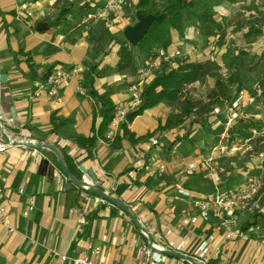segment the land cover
<instances>
[{
	"label": "crops",
	"instance_id": "obj_1",
	"mask_svg": "<svg viewBox=\"0 0 264 264\" xmlns=\"http://www.w3.org/2000/svg\"><path fill=\"white\" fill-rule=\"evenodd\" d=\"M84 1H88L83 5L85 13L72 4L65 19L58 23L42 16L67 8L61 0H0V75L5 76V80H0V127L3 132L9 138L55 146L74 181L91 183L79 166L91 169L97 177L98 188L129 209L150 234L152 243L184 240L186 247L177 254L190 258L194 247L212 235L210 264H264V228L247 233L245 240L239 235L245 232L238 230L239 217L233 226L235 236L228 239L225 228L214 218L188 226L181 224L183 217L196 213L199 196L181 185L178 180L181 172L174 170L183 163V169L190 172L185 168L190 161L168 153L165 162L159 154L161 149L151 145L154 134L138 139L158 126L161 103L127 123L132 138L121 136L123 122L110 123L104 137L98 138L90 149L79 147L73 138L50 132L53 113L69 119L71 131L78 136L88 137L91 126H98L102 119L101 107L87 89L85 93L78 90L84 88L91 74L99 93L105 89L104 85L112 87L110 98L115 111L122 108L128 114L136 109L131 107L128 84L134 81L131 78L138 80L139 73L126 76L96 74L97 70L86 72L85 67L95 66L97 60L89 52L88 37L82 31L73 32L74 21L82 16L83 23L88 9L96 7L99 1L104 6L106 0ZM55 3L58 6L53 5ZM27 12L32 15L27 16ZM90 15L91 12L89 18ZM38 22H47L49 29L36 31ZM27 57L35 76L29 70ZM117 61V53L111 47L97 68H111ZM76 66L83 68L82 80L71 75L57 96L48 95L46 90H36L35 82L42 80L44 75ZM122 84L124 87L119 88ZM24 144L11 145L0 154V205L6 207L8 221L14 228L9 233L0 225V256L4 264H70L61 261L59 255L77 256L89 245L104 246L102 264H136L134 242L137 245L149 243L127 213L90 192L86 186L72 182L57 166L53 152ZM138 157L146 162V168H135ZM160 163L166 167L163 174L157 172ZM19 189L23 192L19 193ZM178 189L188 190L190 196L179 194ZM81 192L85 193L84 197L80 196ZM29 200L33 201V210L23 217L21 212ZM77 212L86 218L82 233H76ZM167 257L165 264H189L171 255Z\"/></svg>",
	"mask_w": 264,
	"mask_h": 264
},
{
	"label": "rangeland",
	"instance_id": "obj_2",
	"mask_svg": "<svg viewBox=\"0 0 264 264\" xmlns=\"http://www.w3.org/2000/svg\"><path fill=\"white\" fill-rule=\"evenodd\" d=\"M61 1L66 7L71 8V4H73L78 6L80 12H86L83 5L88 4V1ZM81 1L82 4L80 5ZM155 1L161 2L162 0ZM136 2L137 0H120L119 10L104 19L97 17L102 8V2L99 1L96 7L93 6L94 8L91 10L88 9V12H91L90 18L87 14L85 15L86 21L83 23L81 22L82 16H78V20L74 21L73 32L82 31V34L88 37L89 52L93 59L96 58L93 56L94 52L100 53L109 44V37L105 30L118 37H123L121 32L124 26L136 21V12H134ZM53 5H57V3ZM216 12L217 19L221 23V29L217 31V35L207 39L203 38L196 24L188 26L183 37L178 36L174 31L171 32L172 41L165 50V54L178 50L181 58L200 62L210 61L215 63L217 68H214L213 76L207 77L202 84L195 83L185 91V94L189 95L195 103L189 116L181 113L179 105H168L165 102L160 104L158 111L160 118L157 125L164 126L166 122L169 124L152 136L157 141V145L154 146L161 149L159 154L165 162L168 160L167 154L170 153L197 163V166L190 172L183 169V163L180 165L181 167L179 166L180 168L174 170L181 172L178 179L181 185L190 188L192 193L197 196L208 195L213 192L215 185L211 181V173H215L219 177L218 185L223 187L244 183L249 179H257L260 184L264 183V160L258 162L255 158L257 152L264 153V140L259 146L252 147L248 152L223 157L225 159L220 161L215 157V152L212 153L215 151L214 146L218 142L219 136L222 135L220 133L214 134V131L223 123L224 119L226 120L229 104L240 96L241 91L244 93L239 102V110L244 108L243 111L246 110L248 114L254 115L256 120L264 121V104L255 105L251 93V91L258 90V82L264 76V0H224L222 5L216 8ZM61 13L62 10L55 14L52 12L42 16V18L60 23V19L67 15L62 17L60 16ZM248 31H258V33L249 38L246 36ZM110 45L113 52L117 53L118 47L112 43ZM231 58L237 62V66L244 69L241 79L245 81L247 88L236 90L237 82L234 81L236 72L227 65ZM145 59L146 56L136 55L138 70L144 68ZM163 61L170 64L173 60L166 58ZM106 67L110 68L109 66ZM85 68H87L86 72H91L93 67L89 64ZM105 69L107 70V68ZM107 71L110 72L109 69ZM131 80L136 81L137 79L131 78ZM217 80L225 82L229 89L228 97L224 99L219 97L220 104H215V96L213 95L214 83ZM124 84L118 87L123 88ZM83 87L86 92L87 81ZM106 87L108 86L104 85V88ZM214 107L226 109L222 108L223 112L220 115H215L213 114ZM209 158H211L210 161L205 165L201 163L202 159ZM256 206L257 203L249 213H252ZM263 208L259 209L260 212H263ZM243 218L244 215L239 219V222Z\"/></svg>",
	"mask_w": 264,
	"mask_h": 264
},
{
	"label": "trees",
	"instance_id": "obj_3",
	"mask_svg": "<svg viewBox=\"0 0 264 264\" xmlns=\"http://www.w3.org/2000/svg\"><path fill=\"white\" fill-rule=\"evenodd\" d=\"M223 2L224 0H162L161 2H156L155 0H137L134 12H139L143 15L153 14L156 16L164 14L163 21L161 23L153 22L136 46L130 45L123 37H118L108 30H105L109 37V44L105 46L100 53H93V56H96L97 62L96 65L93 66L91 73H94L98 69L97 67L101 63L102 57L109 53L111 48L110 43L118 47V61L113 68L103 66L97 70L96 74L105 75L114 73L132 76L138 72L135 60L136 55L146 56L145 61H147L156 55V50H166L172 41V31L177 33L178 36L183 37L185 29L190 25L196 24L199 33L203 38L207 39L210 36L217 35V31L221 29V23L217 19L216 8L222 5ZM70 9V7L65 8L60 16H65ZM52 24L54 23H51L50 25ZM257 33L258 31H248L246 36L250 38ZM241 54L244 53L241 52ZM172 60L173 61L170 64L166 61H162L160 65L153 70L151 79L143 84L141 102L129 118V121L121 124V136L127 135L132 138V133H130L126 127L127 123H130L134 117L141 115L145 110L151 109L163 102L168 105H179L181 113L185 116H189L192 113L195 103L189 95L185 94V91L191 85L195 83L202 84L207 77L213 76L214 68H217V66L210 61H190L186 58H181V56H177ZM27 61L29 70L32 71L29 57H27ZM227 65L232 67L236 72L234 78V81L237 82L236 90L247 88L244 83L245 81L241 79V74L244 72V69L237 66V62L234 61L233 58L228 61ZM105 68H107V70L109 69L110 72ZM32 75L35 76L33 71ZM48 75L49 74L44 75L42 80H45ZM86 81L89 95L94 102L101 107L102 119L98 126L96 128L94 127V124L91 126L90 136H78L71 131V121L69 119L56 116L53 113L50 116V132L52 134L61 135L62 137L67 136L73 138L74 142L79 147L90 149L94 147L98 138L104 137L108 125L114 116L115 106L110 98V95L112 94L111 87L108 86L103 92L99 93L94 88V76L92 74L88 76ZM214 86L213 95L215 96V104H220L219 97H223V99L228 97L229 89L222 80L215 81ZM257 89L259 90V94H257L256 91H251L253 103L255 105L264 104V76L259 80ZM244 115L245 116L238 118L234 124L228 128V134L231 140L251 137L253 131H259L261 129L264 123L262 120H256L255 117H253L254 115L248 114L246 110ZM168 124L169 123L166 122L164 126H168ZM164 126L158 124L152 132H147L144 136L139 137L138 139L151 137ZM223 129L224 121L217 127L214 134L221 133ZM260 140L261 138H254L253 144L255 148L261 143ZM63 157L68 163L67 156L63 154ZM222 159L225 158H219L218 161ZM255 199L257 206L254 207L252 213H249V211H251L253 207L250 210H245L244 212L237 214V218L239 217V219L244 215L241 222H238V230L240 232L246 231L248 227L255 224H259L263 228L264 212H260L259 209L264 207V183L260 185ZM0 264H4L1 256Z\"/></svg>",
	"mask_w": 264,
	"mask_h": 264
},
{
	"label": "built area",
	"instance_id": "obj_4",
	"mask_svg": "<svg viewBox=\"0 0 264 264\" xmlns=\"http://www.w3.org/2000/svg\"><path fill=\"white\" fill-rule=\"evenodd\" d=\"M120 8V0H106L104 6H102L97 17H102L107 19L110 14L116 13ZM27 16H31L30 12L26 13ZM166 51L159 49L153 58L145 61L144 68L138 70L139 78L136 81H131L128 85V91L131 96V107H137L141 102V93L143 84L146 79H151L153 70L157 68L160 63L166 58L173 59L174 57L181 56L179 51L176 50L173 53L165 54ZM83 68L80 66L72 67L69 70L56 69L50 73L45 80H40L35 82L36 90H46L48 95L57 96L58 91L71 75H77V80L81 81V73ZM80 93H85L84 88H78ZM243 91L240 92V96L236 97L230 104L227 110V118L224 119V129L220 133L218 142L214 146L216 158H223L227 156L236 155L237 153L248 152L254 147V138H261L260 142L264 140V123L259 131H253L251 137L245 139H233L231 140L228 134V128L234 124V122L245 116L244 111L239 110V102L242 98ZM259 94V90L256 91ZM223 108V107H222ZM222 108H213V114L220 115L223 112ZM226 109V108H223ZM127 112L125 109L118 108L114 112V116L111 119V124L115 125L120 122H126ZM264 122V121H263ZM109 123V124H110ZM9 138V137H8ZM12 141L17 142V144L25 143V141L9 138V143L4 142L0 139V154L4 153L7 148L13 144ZM151 145H157L156 139L151 140ZM258 162L264 160V153L257 152L256 157ZM209 159H202V164L205 165ZM134 166L136 169L146 168V162L143 158L138 157L135 160ZM197 166L195 162H188L185 164L186 170H193ZM165 165L160 163L157 166L158 174H163L165 172ZM211 181L215 185L213 192L208 195L199 196L196 200L197 211L193 215L185 216L181 219V224L184 226L193 225L199 220H207L208 218H214L220 222V224L225 228V238H232L235 236V231L233 226H235L237 214L242 213L245 210H250L255 204V197L258 194L260 188V183L257 179H249L244 183H239L233 186H219V177L215 173H211ZM179 194L183 196H190V192L185 189H178ZM19 193L23 190L19 189ZM81 197L85 196L84 192L80 193ZM264 209V208H263ZM33 210V201L29 200L26 208L21 212V216L26 217ZM264 212V210H262ZM86 224V218L84 214L77 212V226L76 233H82L84 231V225ZM0 225L7 228L8 232L14 231V228L10 225L7 215L6 207L0 205ZM262 227L259 224L251 225L247 228L244 233L239 235L243 239H247V233L261 231ZM170 231H167V235H170ZM105 239V236H102ZM213 239L212 235L203 238L192 250L190 258L195 264H210L211 257V241ZM136 246L135 260L136 264H165L168 261L167 255L164 254L165 250L180 253L186 247L184 240L174 241L168 239L164 244H139ZM104 246H87L86 250L77 256H69L66 254L59 255V258L63 262H68L70 264H102L104 258ZM191 264L190 262H188Z\"/></svg>",
	"mask_w": 264,
	"mask_h": 264
},
{
	"label": "water",
	"instance_id": "obj_5",
	"mask_svg": "<svg viewBox=\"0 0 264 264\" xmlns=\"http://www.w3.org/2000/svg\"><path fill=\"white\" fill-rule=\"evenodd\" d=\"M136 16V21L133 24L130 25H126L124 26V28L122 29V35L123 38L132 46H136L138 42L141 41V39L143 38V36L146 34V32L148 31L150 25L153 22H158L161 23L164 19V14H160V15H153V14H148V15H143L140 14L139 12L135 13ZM49 29V24L47 22H38L35 25V30L40 32V31H46ZM0 80L3 81L5 80V76L4 75H0ZM133 114V112H129L126 115V122L129 121V118L131 117V115ZM0 137L4 142H8L9 143V138L6 136V134L3 132V130L0 127ZM17 142L12 141L11 144H16ZM25 146H29V147H35V148H45L47 150H50L51 152H53V154L55 155L56 158V164L57 166L61 169V171L67 175V177L74 183L78 184V185H83L86 186L87 189L94 193L95 195L101 197L103 200L110 202L112 204H114L115 206L120 207L125 213H127V215L133 220V222L139 227V229L141 230L142 234L146 237V239L148 240V243L151 244L152 243V238L150 236V234L145 230V228L143 227V225H141L139 223V221L134 217V215L129 211V209L124 206L123 204L117 202L116 200H114L113 198H111L108 194L102 192L99 188H98V181H97V177L94 175L93 171L91 169H84L82 166H79V169L83 172L86 173L88 175V177L91 180V183H83V182H77L74 181L71 177V174L69 172V170L66 168L63 159H62V155L60 153V151L53 145L46 143V142H40V141H34V142H25L24 144ZM165 254L167 255H171L175 258H180L182 260L188 261L191 264H195L193 262V260L189 257L177 254L175 252L169 251V250H165L164 251Z\"/></svg>",
	"mask_w": 264,
	"mask_h": 264
}]
</instances>
